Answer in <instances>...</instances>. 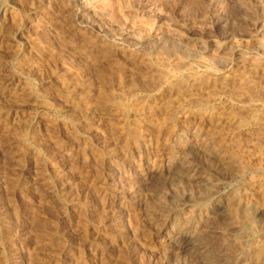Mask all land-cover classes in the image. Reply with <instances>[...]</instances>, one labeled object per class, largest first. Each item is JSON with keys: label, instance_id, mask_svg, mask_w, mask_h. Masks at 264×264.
<instances>
[{"label": "rangeland", "instance_id": "374dc122", "mask_svg": "<svg viewBox=\"0 0 264 264\" xmlns=\"http://www.w3.org/2000/svg\"><path fill=\"white\" fill-rule=\"evenodd\" d=\"M245 1L240 3V0H197V2L196 0H128L130 5L128 2L123 4L125 8L120 7L116 19L111 17L110 11L105 10L106 14L103 12L104 0L103 2L102 0H67L68 3L66 0H48L49 3L47 0H0V33H2L0 34V74L2 73L0 94L3 92L0 96V264L246 263L245 256L242 258V255H246L248 250L241 248L231 252L232 249H229L228 252L223 253L221 250L224 242L217 238V242L216 239L209 238L213 241L210 244L213 246L210 252L214 255L212 256L214 258L210 259L211 253L199 246L195 234L194 237L192 235L194 224H199L200 221L209 233L214 231L226 235L219 222L225 219L232 197L238 193L240 197L247 196L241 198V204L249 206L251 215L248 216L255 217L252 225L254 229L250 230L251 236H249L253 238L258 235L259 241H255L256 237L253 238L256 245L261 242L257 246H261L264 240L262 239L264 238V203L262 205L260 202H264V63L261 62L264 55L262 50H259L260 39L264 36V32L261 31H264V0H247L248 4ZM258 6L260 8L257 10ZM249 8L254 15L246 11ZM253 9H256L257 13ZM107 12L111 18L107 16ZM82 14H87V17L83 18ZM250 17H252L251 21ZM144 21L146 22L145 27L143 26L144 31L138 33L139 26ZM148 24L153 25L149 26L151 31L146 27ZM146 32L148 35L144 34ZM69 37L74 38L69 39ZM139 37H143L142 40ZM176 49H179L180 54L173 52ZM160 54L164 56L161 57ZM153 61L158 62L153 63ZM166 62L169 63L168 66ZM141 65L150 67L147 69L146 66ZM166 67L170 68L173 75L176 73L175 76L172 73L170 76L169 73L166 74L167 71L163 70ZM258 68L263 69L260 71ZM146 70L150 71L147 73ZM124 71H127L129 77ZM160 72H163L162 76H159ZM26 74L28 76H25ZM182 77L181 81L179 78ZM9 78L13 80L9 81ZM217 78L220 83L217 82ZM61 80L64 82L62 83ZM159 80L164 81H160V84ZM25 82L29 87H26ZM182 83L188 86H183ZM174 84L181 86L185 91L182 92V89ZM154 85L156 88H153ZM24 86L26 98L29 96L38 98L43 95L44 98L38 100L37 104L26 102L25 97H19L21 87ZM139 87L144 90H140ZM230 89L234 90L236 96L233 95L234 93L231 94L233 91ZM184 92H187L186 95ZM185 99L190 100L184 101ZM115 103L119 106L117 107ZM228 110L230 114L232 110L234 112L239 110L232 114L248 118L250 120L248 126L237 129L228 126L225 122L230 116L227 114ZM21 129L24 131L22 132ZM243 129L249 135L252 133L253 135L248 136ZM13 132L15 133L12 134ZM215 132L218 135H215ZM256 132L258 135H255ZM16 133L21 136L23 134L24 137L18 138ZM12 136L15 137L12 139ZM252 136L255 140L258 138V141H253ZM177 137L179 139H176ZM261 137L263 139H260ZM24 147L27 148L26 150L29 149L25 152L26 158H22ZM207 151L211 159L206 155ZM98 155L102 156V160ZM228 155H232L231 158L235 160L229 159L232 164L241 166L246 163L247 165L241 166L245 172L241 170L236 177L233 171L226 167ZM218 156L223 157L218 158ZM36 174L43 181L38 179ZM206 192L208 194L204 196ZM205 197L207 200L204 201ZM257 197L262 199L256 200ZM246 201L249 204L252 201L251 205ZM195 214L197 215L194 216ZM115 222H119L118 226L121 224V229L114 226ZM243 231L238 230L232 237L228 236L229 244L232 243L230 246L233 242L242 243L239 239L246 236ZM82 234L85 239L82 238ZM234 237H236L235 241ZM246 239L247 237L242 238L243 241ZM230 253L234 255L230 256Z\"/></svg>", "mask_w": 264, "mask_h": 264}, {"label": "bare ground", "instance_id": "6f19581e", "mask_svg": "<svg viewBox=\"0 0 264 264\" xmlns=\"http://www.w3.org/2000/svg\"><path fill=\"white\" fill-rule=\"evenodd\" d=\"M38 1H39V0H38ZM63 1H64V0H63ZM86 1H87V0H86ZM122 1H123L124 3H123ZM243 1H244V0H243ZM243 1L240 0V3H241V2L243 3ZM246 1H247V0H246ZM246 1H245V2H246ZM262 1H263V0H262ZM47 2H48V0H47ZM66 2H67V0H66ZM68 2H69V1H68ZM68 2H67V3H68ZM70 2H72V1H70ZM100 2H101V1H100ZM102 2H103V0H102ZM127 2H128V0H104V3H103V9H104V10H103V12H105V10L110 11V13H111V17L117 19L118 16H119V11H118V10H120V7L122 8V7L125 5V3H127ZM131 2H132V1H131ZM150 2H151V1H150ZM152 2H153V1H152ZM196 2H197V0H196ZM263 2H264V1H263ZM41 3H42V2H41ZM41 3H40V4H41ZM44 3H46V2H44ZM48 3H49V2H48ZM67 3L64 2L65 5H66ZM72 3H73V2H72ZM35 4H36V3H35ZM64 4H63V5H64ZM89 4H90V3H89ZM123 4H124V5H123ZM128 4L130 5L129 2H128ZM133 4H134V3H133ZM151 4H152V3H151ZM151 4H150V5H151ZM191 4H192V3H191ZM246 4H248V3L246 2ZM246 4H245V5H246ZM250 4H251V3H250ZM256 4H257V3H256ZM256 4H255V5H256ZM258 4H260V3H258ZM37 5H38V4H37ZM71 5H73V4H71ZM136 5H137V4H136ZM153 5H154V3H153ZM153 5H151V6L153 7ZM243 5H244V4H243ZM66 6H67V5H66ZM68 6H69V5H68ZM84 6H85V5H84ZM91 6H92V5H91ZM127 6H128V5H126V7H127ZM133 6H134V5H133ZM133 6H132V7H133ZM186 6H187V5H186ZM250 6H251V5H250ZM43 7H44V6H43ZM45 7H47V6H45ZM49 7H50V5H49ZM76 7H77V6H76ZM80 7H81V6H80ZM85 7H86V6H85ZM98 7H99V5H98ZM152 7H151V8H152ZM245 7H246V6H245ZM245 7H244V8H245ZM39 8L41 9V7H39ZM95 8H96V6H95ZM100 8H101V7H100ZM124 8H125V6H124ZM148 8H149V7H148ZM155 8H156V7H155ZM187 8H188V7H187ZM250 8H251V7H250ZM250 8H249V9H250ZM252 8H253V6H252ZM252 8H251V9H252ZM254 8H255V7H254ZM259 8H260V7L258 6L257 10H258ZM262 8H263V7H262ZM47 9H48V8H47ZM47 9H45V10H47ZM50 9H51V8H50ZM50 9H49V10H50ZM83 9H84V8H83ZM88 9H89V7H88ZM97 9H98V8H97ZM97 9H96V10H97ZM249 9L246 10V11H249L250 14H251V9H250V10H249ZM41 10H42V9H41ZM52 10H53V9H52ZM55 10H56V9H55ZM55 10H54V13H55ZM63 10H64V9H63ZM123 10H124V9H123ZM126 10H127V9H126ZM130 10H131V9H130ZM185 10H186V9H185ZM253 10H254V9H253ZM255 10H256V9H255ZM255 10H254V11H255ZM261 10H262V9H261ZM50 11H51V10H50ZM72 11H74V10H72ZM190 11H191V10H190ZM192 11H193V10H192ZM42 12H43V11H42ZM59 12H60V11H59ZM79 12H80V11H79ZM129 12H130V11H129ZM204 12H205V11H204ZM60 13H61V12H60ZM71 13H72V12H71ZM75 13H76V12H75ZM75 13H74V14H75ZM93 13H94V11H93ZM121 13H122V12H121ZM125 13H126V12H125ZM154 13H155V12H154ZM154 13H153V14H154ZM255 13H257V11H255ZM263 13H264V12H263ZM39 14H40V13H39ZM51 14H52V13H51ZM105 14H106V12H105ZM123 14H124V11H123ZM248 14H249V13H248ZM252 14L254 15L253 12H252ZM252 14H251V15H252ZM258 14H259V13H258ZM48 15H49V14H48ZM53 15H54V14H53ZM56 15H57V13H56ZM80 15H81V13H80ZM82 15H84L83 18H84V17H87V14H82ZM124 15H125V14H124ZM126 15L129 16L128 14H126ZM130 15H131V14H130ZM134 15H135V14H134ZM134 15H133V16H134ZM150 15H151V14H150ZM242 15H243V14H242ZM263 15H264V14H263ZM57 16H58V19H59V15H57ZM63 16H64V15H63ZM74 16H75V15H74ZM77 16H78V15H77ZM95 16H96V15H95ZM95 16H94V17H95ZM107 16H108V12H107ZM248 16H249V15H248ZM261 16H262V15H261ZM261 16H259V19H261V18H260ZM47 17H48V16H47ZM55 17H56V16H55ZM108 17H110V16H108ZM111 17H110V18H111ZM122 17H123V16H122ZM148 17H149V16H148ZM237 17H239V16H237ZM241 17H242V16H241ZM255 17H256V16H255ZM263 17H264V16H263ZM51 18H52V17H51ZM98 18H99V17H98ZM100 18H101V17H100ZM125 18H126V17H125ZM128 18H130V17H128ZM128 18H127V19H128ZM131 18H132V15H131ZM131 18H130V19H131ZM134 18L138 19V17H135V16H134ZM134 18H133V19H134ZM222 18H223V17H222ZM251 18H252V17H250V21H251ZM68 19H69V18H68ZM88 19H89V18H88ZM92 19H93V18H92ZM106 19L108 20V18H106ZM127 19H126V20H127ZM142 19H144V18H142ZM148 19H149V18H148ZM153 19H154V18H153ZM244 19H245V18H244ZM253 19L255 20L254 17H253ZM262 19H263V18H262ZM60 20H61V19H60ZM62 20H63V19H62ZM114 20H115V19H113V21H114ZM120 20H122L121 16H120ZM123 20H124V19H123ZM134 20H135V19H134ZM144 20H146V19H144ZM55 21H56V20H55ZM64 21H65V20H64ZM115 21H116V20H115ZM124 21H125V20H124ZM149 21H150V20H149ZM152 21H153V20H152ZM152 21H151V22H152ZM256 21H257V20H256ZM51 22H52V20H51ZM57 22H58V21H57ZM100 22H101V21H100ZM119 22H120V21H119ZM132 22H133V21H132ZM147 22H148V21H147ZM151 22H150V23H151ZM168 22H169V21H168ZM261 22H262V21H261ZM59 23H60V22H59ZM124 23H125V22H124ZM124 23H123V25H124ZM134 23H135V22H134ZM226 23H227V22H226ZM263 23H264V21H263ZM263 23H262V24H263ZM57 24H58V23H57ZM64 24H65V23H64ZM140 24H141V23H140ZM233 24H234V23H233ZM237 24H239V23L237 22ZM61 25H62V24H61ZM137 25H138V24H137ZM145 25H146V22L144 21V22L141 24L142 27L139 26L140 29H139V32H138V33H140L142 30L144 31L143 26L145 27ZM62 26H64V25H62ZM95 26H96V25H95ZM149 26H150V25L148 24L146 27L150 29V27H152L153 25L150 26V27H149ZM235 26H236V25H235ZM139 27H137V29H138ZM231 27H232V26H231ZM241 27H242V24H241ZM3 28H4V27H3ZM65 28H66V26H65ZM68 28L70 29V27H68ZM147 28H146V30H147ZM154 28H155V27H154ZM236 28H237V27H236ZM244 28H245V26H244ZM7 29H8V27H7ZM35 29H36V28H35ZM38 29H39V28H38ZM38 29H37V30H38ZM42 29H43V28H42ZM61 29H62V27H61ZM71 29H72V28H71ZM98 29H99V28H98ZM137 29H136V30H137ZM239 29H242V28H239ZM248 29H249V27H248ZM248 29H247V30H248ZM8 30H9V29H8ZM8 30H7V31H8ZM44 30H46V29H44ZM44 30H43V31H44ZM131 30H132V29H131ZM146 30H145V31H146ZM258 30H259V29H258ZM34 31H35V30H34ZM46 31H47V30H46ZM61 31H62V30H61ZM73 31H74V30H73ZM149 31H151V29H150ZM158 31H159V30H158ZM233 31H234V32L236 31L235 28H234ZM238 31H239V30H238ZM238 31H237V32H238ZM242 31H243V30H242ZM242 31H240V32H242ZM261 31H262V33L264 32L263 30H261ZM261 31H260V32H261ZM4 32H5V31H4ZM38 32H39V30H38ZM40 32H41V31H40ZM246 32H247V31H246ZM47 33H48V32H47ZM61 33H62V32H61ZM72 33H74V32H72ZM72 33H70V34H72ZM134 33H135V32H134ZM182 33H183V32H181V35H182ZM0 34H2V33H0ZM40 34H41V33H40ZM49 34H50V31H49ZM74 34H76V33H74ZM74 34H73V35H74ZM129 34H130V33H129ZM141 34H142V33H141ZM144 34H147V32L144 33ZM240 34H243V33H240ZM41 35H43V34H41ZM139 35H140V34H139ZM142 35H143V34H142ZM147 35H148V34H147ZM129 36H130V35H129ZM156 36H157V35H156ZM51 37H52V36H51ZM51 37H49V38L51 39ZM144 37H145V36H144ZM2 38H3V37H2ZM65 38H66V37H65ZM70 38H74V37H69V39H70ZM131 38H132V37H131ZM133 38H134V37H133ZM135 38H136V37H135ZM142 38H143V37H142ZM142 38L139 37V39H141V40H142ZM243 38H244V37H243ZM0 39H1V38H0ZM158 39H159V38H158ZM236 39H237V38H236ZM71 40H72V39H71ZM71 40H70V41H71ZM88 40H89V38H88ZM141 40H140V41H141ZM147 40H148V38H147ZM159 40H160V39H159ZM233 40H234V39H233ZM0 41H1V40H0ZM3 41H4V40H3ZM51 41H52V40H51ZM89 41H90V40H89ZM145 41H146V39H145ZM161 41H162V40H161ZM167 41H168V40H167ZM49 42H50V41H49ZM64 42H65V41H64ZM141 42H142V41H141ZM72 43H73V42H72ZM76 43H77V42H76ZM92 43H93V42H92ZM65 44H66V43H65ZM69 44H70V43H69ZM77 44H78V43H77ZM144 44H145V43H144ZM150 44H151V42H150ZM158 44H159V43H158ZM241 44H242V43H241ZM90 45L92 46L93 44H90ZM156 45H157V44H156ZM1 46H2V45H1ZM80 46H81V45H80ZM88 46H89V43H88ZM146 46H147V45H146ZM150 46H151V45H150ZM11 47H12V46H11ZM14 47H15V46H14ZM70 47H71V45H70ZM76 47H77V46H76ZM82 47H83V46H82ZM86 47H87V45H86ZM71 48H72V47H71ZM79 48H80V47H79ZM114 48H115V47H114ZM169 48H170V47H169ZM228 48H229V47H228ZM74 49H75V48H74ZM94 49H95V47L93 48V50H94ZM146 49H147V48H146ZM149 49H151V48H149ZM155 49H156V48H155ZM161 49H163V47H162ZM174 49H175V48H174ZM180 49H181V48H180ZM260 49L262 50L263 55H264V36H262V38L260 39V42H259V50H260ZM14 50H15V48H14ZM56 50H57V49H56ZM76 50H77V48H76ZM102 50H103V49H102ZM159 50H160V49H159ZM159 50H158V51H159ZM171 50H172V49H171ZM171 50H170V51H171ZM185 50H186V49H185ZM0 51H1V49H0ZM10 51H11V50H10ZM12 51H13V50H12ZM15 51H16V50H15ZM36 51H37V50H36ZM58 51H59V50H58ZM103 51H105V50H103ZM110 51H111V50H109V52H110ZM151 51H152V49H151ZM16 52H17V51H16ZM16 52H15V54H14L15 56L17 55ZM49 52H50V51H49ZM76 52H77V51H76ZM94 52H95V51H94ZM145 52H146V51H145ZM168 52H169V50H168ZM173 52H177V53H179V49H178V50L176 49V50L173 51ZM258 52H259V51H258ZM10 53H11V52H10ZM10 53H9V54H10ZM88 53H89V51H88ZM99 53H100V52H99ZM99 53H98V54H99ZM110 53H113V52H110ZM135 53H136V52H135ZM170 53H171V52H170ZM181 53H182V52H181ZM183 53L185 54V52H183ZM189 53H190V52H189ZM25 54H26V53H25ZM100 54H101V53H100ZM108 54H109V53H108ZM108 54H107V55H108ZM156 54H157V53H154V55H156ZM166 54H167V53H166ZM173 54L175 55V53H173ZM179 54H180V53H179ZM73 55H74V54H73ZM89 55H90V54H89ZM101 55H102V54H101ZM160 55H161V54H160ZM160 55H158V58H160V57H159ZM162 55H163V54H162ZM162 55H161V57H162ZM167 55H168V54H167ZM169 55H170V54H169ZM171 55H172V54H171ZM174 55H173V56H174ZM176 55H177V54H176ZM176 55H175V56H176ZM188 55H190V54H188ZM9 56H11V55H9ZM95 56H96V55H95ZM104 56H105V54H104ZM149 56H151V54H150ZM163 56H164V55H163ZM173 56H172V57H173ZM185 56H186V55H185ZM225 56H226V55H225ZM246 56H247V55H246ZM12 57H13V55H12ZM98 57H99V56L97 55V59H98ZM111 57H112V56H111ZM114 57H115V56H114ZM153 57H154V56H153ZM169 57H170V56H169ZM178 57H179V56H178ZM192 57H193V56H192ZM214 57H215V55H214ZM214 57H212V58H214ZM3 58H4V57H3ZM5 58H6V55H5ZM64 58H65V57H64ZM64 58H63V59H64ZM66 58H67V57H66ZM76 58H77V57H76ZM129 58H130V57H129ZM129 58H127V59H129ZM149 58H150V57H149ZM256 58H257V57H256ZM111 59H112V58H111ZM131 59H132V58H131ZM153 59H155V57H154ZM164 59H165V57H164ZM169 59H170V58H169ZM173 59H174V58H173ZM210 59H211V58H210ZM210 59H209L208 61H210ZM0 60H1V57H0ZM5 60H6V59H5ZM95 60H96V59H95ZM106 60H107V59H105V61H106ZM108 60H109V59H108ZM113 60H115V59H113ZM137 60H138V59H137ZM140 60H141V59H140ZM143 60H144V58H142V61H143ZM151 60H152V56H151ZM214 60H215V58H214ZM262 60H263V61H262ZM262 60H261V62L264 63V58H263V57H262ZM3 61H4V60H3ZM9 61H10V60H9ZM17 61H18V60H17ZM68 61H69V60H68ZM102 61H104V60L102 59ZM109 61H110V60H109ZM128 61H129V60H128ZM158 61H159V60H158ZM158 61H157V62H158ZM189 61H190V60H189ZM218 61H219V60H218ZM21 62H22V61H21ZM71 62H72V61H71ZM111 62H112V60H111ZM111 62H110V64H111ZM132 62H133V61H132ZM135 62H136V60H135ZM149 62H150V61H149ZM154 62H156V61H153V63H154ZM157 62H156V63H157ZM159 62H160V61H159ZM167 62H168V61H167ZM167 62H166V63H167ZM169 62H170V61H169ZM216 62H217V61H216ZM19 63H20V62H19ZM19 63H18V64H19ZM64 63H65V62H64ZM98 63H100V60H99ZM108 63H109V62H108ZM112 63H113V62H112ZM114 63H115V61H114ZM125 63H126V62H125ZM129 63H131V62L129 61ZM129 63H127V64H129ZM138 63H139V62H138ZM142 63H143V62H142ZM162 63L164 64V62H162ZM178 63H179V62H178ZM195 63H196V62H195ZM204 63H205V61H204ZM210 63H211V62H210ZM213 63H214V62H213ZM226 63H227V62H226ZM2 64H3V63H2ZM18 64H17V66H18ZM24 64H25V63H24ZM90 64H91V63H90ZM110 64H108V65H110ZM144 64H145V63H144ZM159 64H160V63H159ZM159 64H157V65H159ZM168 64H169V63H167V66H168ZM174 64H175V63H174ZM200 64H201V63H200ZM260 64H261V63H260ZM21 65H22V64L20 63V66H21ZM105 65H106V64H105ZM116 65L118 66L119 63L116 64ZM120 65H121V64H120ZM148 65H149V64H148ZM153 65H154V64H153ZM165 65H166V64H165ZM165 65H164V66H165ZM198 65H199V64H198ZM202 65H203V64H202ZM65 66H66V64H65ZM76 66H77V65H76ZM98 66H99V65H98ZM98 66H97V68H98ZM131 66H134V65L131 64ZM141 66L144 67V66H146V65H141ZM151 66H152V63H151ZM169 66H170V65H169ZM173 66H174V65L172 64V67H173ZM195 66H196V65H195ZM212 66H213V65H212ZM215 66H217V65H215ZM219 66H220V64H219ZM2 67H3V66H2ZM5 67H7V66H5ZM71 67H72V66H71ZM139 67H140V66H139ZM146 67H147V66H146ZM149 67H150V66H149ZM149 67H147V69H149ZM153 67H155V66H153ZM153 67H152V68H153ZM157 67H158V66H157ZM159 67H160V65H159ZM159 67H158V68H159ZM172 67H171V69H172ZM176 67H178V66L176 65ZM180 67H181V66H180ZM182 67L184 68V66H182ZM185 67H186V66H185ZM187 67H188V66H187ZM213 67H214V66H213ZM256 67H257V66H256ZM0 68H1V67H0ZM18 68H19V67H18ZM99 68H101V66H99ZM99 68H98V69H99ZM114 68H115V67H114ZM158 68H157V69H158ZM190 68H191V67H190ZM214 68L218 69V67H214ZM5 69H6V68H5ZM7 69H8V68H7ZM22 69H23V68H22ZM103 69H104V68H103ZM105 69H106V68H105ZM117 69H118V68H116V70H117ZM120 69H121V68H120ZM136 69H137V68H136ZM142 69H143V68H142ZM142 69H141V70H142ZM175 69H176V68H175ZM177 69H181V68H177ZM248 69H249V68H248ZM248 69H247V70H248ZM262 69H263V68H262ZM262 69H261V70H262ZM47 70H48V69H47ZM123 70H124V69H123ZM137 70H138V69H137ZM153 70H155V69L153 68ZM153 70H151V71H153ZM163 70H165L164 72L167 71L166 74L169 73V76H170V73H172V71L170 70L169 67H166V68L163 69ZM173 70H174V69H173ZM199 70H201V69H199ZM258 70H260V69L258 68ZM261 70H260V71H261ZM108 71H110V70H108ZM120 71H121V70H120ZM138 71H139V70H138ZM143 71H144V70H143ZM149 71H150V70H148V71L146 70L145 72L148 73ZM160 71H161V70H160ZM179 71H180V70H179ZM191 71H192V70H191ZM215 71H216V70H215ZM253 71H254V70H253ZM253 71H251V72H253ZM100 72H102V71H100ZM113 72H114V70H113ZM118 72H119V71H118ZM118 72H117V73H118ZM124 72H125V71H124ZM126 72H127V71H126ZM126 72H125V74H126ZM134 72H135V71H134ZM134 72H133V73H134ZM140 72H141V71H140ZM154 72H156V71H154ZM177 72H178V71H177ZM9 73H10V72H9ZM69 73H70V72H69ZM107 73H108V72H107ZM121 73H122V72H121ZM137 73H138V72H137ZM160 73H161V75H159V76H162V75H163V74H162L163 72H160ZM179 73H180V72H179ZM185 73H186V72H185ZM187 73H188V72H187ZM191 73H192V72H191ZM1 74H2V73H1ZM1 74H0V75H1ZM28 74H29V72H28ZM83 74H84V73H83ZM103 74H105V73H103ZM114 74H115V73H113V75H114ZM118 74H119V73H118ZM123 74H124V73H123ZM123 74H122V75H123ZM155 74H156V73H155ZM158 74H159V72H158ZM166 74H165V75H166ZM175 74H176V73H175ZM175 74L173 75V73H172L173 76H175ZM181 74H182V73H181ZM194 74H195V73H194ZM194 74H193V76H194ZM246 74H247V73H246ZM249 74H250V73H249ZM100 75H101V74H100ZM126 75H127V74H126ZM134 75H135V74H134ZM136 75H137V74H136ZM136 75H135V76H136ZM140 75H142V74H140ZM145 75H146V77H147V74H146V73H145ZM148 75H149V74H148ZM151 75H152V73H151ZM153 75H154V74H153ZM156 75H157V74H156ZM156 75H155V77H156ZM182 75H183V74H182ZM186 75H188V74H186ZM1 76H2V75H1ZM12 76H13V75H12ZM25 76H28V75L26 74ZM29 76H30V75H29ZM52 76H53V75H52ZM52 76H51V78H52ZM119 76L121 77V74H120ZM119 76H118V79H119ZM124 76H125V75H124ZM127 76H128V75H127ZM137 76H138V75H137ZM183 76H184V75H183ZM241 76H242V75H241ZM31 77H32V76H31ZM31 77H30V78H31ZM112 77H113V76H112ZM112 77H111V78H112ZM125 77H126V76H125ZM128 77H129V76H128ZM131 77H132V76H131ZM149 77H150V76H149ZM149 77H148V78H149ZM151 77H152V76H151ZM157 77H158V75H157ZM164 77H165V76H164ZM207 77H208V76H207ZM2 78H3V77H2ZM27 78H28V77H27ZM38 78H39V77H38ZM111 78H110V79H111ZM122 78H124V77L122 76ZM141 78H142V76H141ZM159 78H160V77H159ZM162 78H163V77H162ZM185 78H186V77H185ZM187 78H188V77H187ZM4 79H5V78H4ZM10 79H11V78H9V81H10ZM80 79H81V78H80ZM106 79H107V77H106ZM108 79H109V78H108ZM114 79H115V78H114ZM118 79H116V81H117ZM126 79H127V78H126ZM133 79H134V78H133ZM166 79H167V77H166ZM166 79H165V80H166ZM174 79H175V77H174ZM174 79H173V80H174ZM179 79H181V81H182L183 77H182V78H179ZM206 79H207V78H206ZM214 79H215V78H214ZM251 79H252V78H251ZM11 80H13V79H11ZM33 80H34V79H33ZM84 80H85V79H84ZM98 80H100V79H98ZM127 80H128V79H127ZM142 80H143V79H142ZM156 80H157V78H156ZM156 80H154V81H156ZM161 80H162V79H161ZM161 80H159V82H160ZM188 80H189V79H188ZM204 80H205V79H204ZM6 81H7V80H6ZM28 81H29V80H27V83H28ZM41 81H42V80H41ZM56 81H58V79H56ZM86 81H87V79H86ZM106 81H107V80H106ZM111 81H112V80H111ZM111 81H110V82H111ZM154 81H153V82H154ZM163 81H164V80H163ZM163 81H161V82H163ZM186 81H187V80H186ZM190 81L192 82V80H190ZM193 81H194V80H193ZM198 81H200V80H198ZM212 81H213V80H212ZM218 81H219V79L217 78V82H218ZM255 81H256V80H255ZM61 82H62V80H61ZM63 82H64V81H63ZM63 82H62V83H63ZM67 82H68V81H67ZM87 82H88V81H87ZM110 82H109V83H110ZM114 82H115V81H114ZM122 82H123V80H122ZM125 82L127 83V81H125ZM125 82H124V83H125ZM132 82H133V81H132ZM151 82H152V81H151ZM161 82H160V84H161ZM167 82H168V81H167ZM178 82L180 83V81H178ZM183 82H184V81H183ZM191 82H190L189 85H191ZM220 82H221V81H219V83H220ZM248 82H249V81H248ZM248 82H246V83H248ZM250 82H251V81H250ZM14 83H15V82H14ZM25 83H26V82H25ZM25 83H24V84H25ZM27 83H26V87H29V86H27ZM46 83H47V82H46ZM53 83H54V82H53ZM59 83H60V82H59ZM105 83H106V82H105ZM111 83H112V82H111ZM118 83H119V82H118ZM207 83H208V82H207ZM212 83H213V82H212ZM222 83H223V82H222ZM227 83H228V82H227ZM227 83H226V84H227ZM31 84H32V83H31ZM56 84H57V82H56ZM56 84H55V85H56ZM107 84H108V83H107ZM121 84H122V83H121ZM130 84H131V82H130ZM136 84H137V82H136ZM175 84H176V83H175ZM175 84H174V85H175ZM187 84H188V82H187ZM187 84H186V83H185V84L182 83L183 86H184V85H187ZM193 84H194V83H193ZM204 84H205V83H204ZM217 84H218V83H217ZM217 84H216V85H217ZM228 84H231V82L228 83ZM228 84H227V85H228ZM239 84H240V83H239ZM239 84H238V85H239ZM18 85H19V84H18ZM28 85H29V84H28ZM58 85H59V84H58ZM60 85H61V84H60ZM101 85H102V84H101ZM109 85H111V84H109ZM125 85H127V84H125ZM144 85H145V84H144ZM150 85H151V84H150ZM150 85H148V86H150ZM158 85H159V84H158ZM179 85H180V84H179ZM208 85H209V84H208ZM210 85L212 86V84H210ZM221 85H223V84H221ZM231 85H233V84H231ZM241 85H242V84H241ZM244 85H245V83H244ZM253 85L255 86L254 83H253ZM51 86H52V85H51ZM56 86H57V85H56ZM69 86H70V85H69ZM132 86H133V85H132ZM154 86H155V85H154ZM154 86H153V88H156V86H155V87H154ZM171 86H172V85H171ZM175 86H176V85H175ZM187 86H188V85H187ZM218 86H220V85L218 84ZM218 86H216V87L218 88ZM234 86H235V85H234ZM234 86H233V87H234ZM242 86H243V85H242ZM249 86L251 87V85H249ZM9 87H10V86H9ZM48 87H50V86H48ZM58 87L60 88V86H58ZM65 87H66V86H65ZM100 87H101V86H100ZM136 87H138V85H137ZM144 87H145V86H144ZM150 87H151V86H150ZM157 87H158V86H157ZM176 87H177V88L180 87V88L182 89L181 86H176ZM229 87H230V86H229ZM237 87H238V86H237ZM247 87H248V86H247ZM1 88H2V87H1ZM3 88H4V87H3ZM21 88H22V89H21V92L19 93V97H20V98H23V97L26 96V91H25L26 89H25V86H24V87H21ZM61 88H62V87H61ZM147 88H149V87H147ZM151 88H152V87H151ZM151 88H150L149 91L152 90ZM177 88H176V89H177ZM184 88H185V87H184ZM190 88H191V87H190ZM190 88H189V90H190ZM209 88H210V87H209ZM209 88H208V89H209ZM214 88H215V87H214ZM223 88L225 89V87H223ZM242 88H243V87H242ZM32 89H33V88H32ZM101 89H102V88H101ZM101 89H100V91H101ZM104 89H106V88H104ZM104 89H103V90H104ZM111 89H112V88H111ZM136 89H137V88H136ZM139 89H140V87H139ZM141 89H143V88H141ZM141 89H140V90H141ZM176 89H174V90H175V93H176ZM186 89H187V88H186ZM219 89H220V87H219ZM227 89H228V87H227ZM233 89H234V88H233ZM233 89H232V90L230 89V91H233V92H231V94L234 93V90H235V89H234V90H233ZM246 89H247V88H246ZM1 90H2V89H1ZM3 90H4V89H3ZM106 90H107V89H106ZM106 90H105V91H106ZM117 90H118V89H117ZM126 90H127V89H126ZM143 90H144V89H143ZM147 90H148V89H147ZM167 90H168V88H167ZM183 90H184V89H182L181 91L183 92ZM203 90H204V89H203ZM216 90H217V89H216ZM239 90H240V89H239ZM242 90H243V89H242ZM247 90H249V88H248ZM27 91H28V89H27ZM29 91H31V90H29ZM29 91H28V92H29ZM47 91H48V90H47ZM70 91H71V90H70ZM184 91H185V90H184ZM209 91H210V90H209ZM217 91H218V90H217ZM240 91H241V90H240ZM240 91H239V93H240ZM252 91H253V90H252ZM51 92H53V91H51ZM55 92H56V91H55ZM62 92H63V91H62ZM103 92H104V91H103ZM106 92H107V91H106ZM108 92H109V91H108ZM225 92H226V91H225ZM236 92H237V91H236ZM2 93H3V92H2ZM2 93H1V94H2ZM4 93H5V92H4ZM29 93H32V92H29ZM40 93H41V92H40ZM43 93L45 94V91H43ZM53 93H54V92H53ZM112 93H113V92H112ZM159 93H160V92H159ZM168 93H169V92H168ZM170 93H171V91H170ZM175 93H174V94H175ZM180 93H181V92H180ZM186 93H187V92H186ZM186 93L184 92L185 95H186ZM212 93H213V91H212ZM219 93H220V91H219ZM222 93H223V92H222ZM226 93H227V92H226ZM245 93H246V92H245ZM1 94H0V96H1ZM38 94H39V93H37V95H38ZM65 94H66V93H65ZM98 94L101 95L100 93H98ZM109 94H110V93H109ZM136 94H137V93H136ZM136 94H135V95H136ZM165 94H166V93H165ZM172 94H173V92H172ZM177 94H178V93H177ZM177 94H176V95H177ZM184 94H183V95H184ZM208 94H210V93H208ZM216 94H217V93H216ZM229 94H230V93H229ZM30 95H31V94H30ZM41 95H42V94H41ZM46 95H47V94H46ZM46 95H45V97L48 98V96H46ZM102 95H103V94H102ZM181 95H182V93H181ZM226 95H227V94H226ZM233 95L236 96V93H234ZM21 96H22V97H21ZM43 96H44V95H43ZM43 96H38V98L35 97V96H34L35 98L32 97V96H29V97H27V98L25 97L24 100H25L26 102L29 101V103H31V102H36V104H37V101H38V100L40 101L41 98H44ZM56 96H57V95H56ZM64 96H65V95H64ZM178 96H179V94H178ZM198 96H199V95H198ZM206 96H208V95H206ZM221 96H222V95H221ZM228 96H229V95H228ZM14 97H15V96H14ZM14 97H12V98H14ZM16 97H17V96H16ZM97 97H98V95H97ZM105 97H106V96L104 95V98H105ZM107 97H108V96H107ZM168 97H169V96H168ZM170 97H171V96H170ZM183 97H184V96H182V98H183ZM223 97H224V96H223ZM239 97H240V96H239ZM241 97H242V96H241ZM241 97H240V98H241ZM248 97H249V96H248ZM66 98H67V97H66ZM114 98H115V97H113V99H114ZM180 98H181V97H180ZM189 98H190V97H189ZM230 98H231V96H230ZM4 99H5V98H4ZM45 99H46V98H45ZM115 99H116V98H115ZM144 99H145V98H144ZM150 99H151V98H150ZM191 99H192V97H191ZM208 99H210L209 96H208ZM213 99H215V98H213ZM219 99H221V98H219ZM225 99H226V98H225ZM17 100H18V99H17ZM21 100H23V99H21ZM104 100H105V99H104ZM137 100H138V99H137ZM187 100H188V99H187ZM187 100L185 99L184 101H187ZM189 100H190V99H189ZM189 100H188V101H189ZM245 100H246V99H245ZM49 101H50V100H49ZM102 101H103V100H102ZM110 101H112V99H111ZM120 101H121V100H120ZM205 101H206V100H205ZM208 101H209V100H208ZM212 101H214V100H212ZM228 101H229V100H228ZM256 101H257V100H256ZM256 101H254V102H256ZM2 102H3V101H2ZM144 102H145V101H144ZM195 102H196V101H195ZM198 102H199V101H198ZM202 102H203V100H202ZM216 102H217V101H216ZM222 102H224V101H222ZM247 102H248V101H247ZM251 102H252V101H251ZM251 102H250V103H251ZM15 103H16V102H15ZM47 103H48V102H47ZM106 103H108V102H106ZM139 103H140V102H139ZM170 103H172V102H170ZM170 103H169V104H170ZM189 103H190V102H189ZM191 103H192V102H191ZM199 103H201V102H199ZM204 103H205V102H204ZM220 103H221V102H220ZM228 103H229V102H228ZM233 103H234V102H233ZM235 103H236V102H235ZM258 103H259V102H258ZM24 104H25V103H24ZM115 104H116V103H115ZM117 104H118V103H117ZM117 104H116V105H117ZM119 104L122 106L121 103H119ZM149 104H150V103H149ZM192 104H193V103H192ZM197 104H198V103H197ZM212 104H213V102H212ZM218 104H219V103H218ZM226 104H227V101H226ZM195 105H196V104H195ZM200 105H201V104H200ZM204 105H206V103H205ZM207 105H208V102H207ZM222 105H223V104H222ZM224 105H225V104H224ZM233 105H234V104H233ZM43 106H44V105H43ZM106 106H107V105H106ZM112 106H114V104H113ZM118 106H119V105H117V107H118ZM124 106H125V105H124ZM214 106H215V103H214ZM214 106H213V107H214ZM228 106H229V104H228ZM238 106H239V105H238ZM14 107H15V105H14ZM143 107H144V106H143ZM168 107H170V106H168ZM202 107H203V106H202ZM219 107H220V105H219ZM219 107L217 106L218 109H219ZM223 107H224V106H223ZM194 108H195V107H194ZM217 108H216V109H217ZM225 108H226V107H225ZM225 108H224V109H225ZM233 108H234V107H233ZM246 108H247V107H246ZM252 108H253V106H252ZM199 109H200V107H199ZM202 109H203V108H202ZM204 109H205V108H204ZM218 109H217V110H218ZM221 109H222V108L220 107L219 110H221ZM231 109H232V107H231ZM130 110H132V109H130ZM130 110H129V111H130ZM211 110H212V109H211ZM217 110H216V112H217ZM226 110H227V109H226ZM250 110H251V109H250ZM238 111H239V110H237V111L235 110V112H238ZM247 111H249V110H247ZM251 111H254V110H251ZM255 111H256V110H255ZM201 112H202V111H201ZM219 112H220V111H218V113H219ZM232 112H234V111L232 110ZM232 112H231V114H230L229 110H228V113L225 112V113H227V114L230 115V116H228V117L225 119V122L228 124V126H231V127L234 128V129H237V128H240V127H246V126H248V120H249L248 118H243L242 116L240 117L238 114H232ZM235 112H234V113H235ZM240 112H241V110H240ZM249 112H250V111H249ZM130 113H131V112H130ZM135 113H136V111H135ZM218 113H217V114H218ZM242 113H243V112H242ZM260 113H261V112H260ZM21 114H22V113H21ZM201 114H202V113H201ZM210 114H211V113H210ZM221 114H222V113H221ZM221 114H220V115H221ZM223 114H224V113H223ZM239 114L242 115L241 113H239ZM256 115H258V114H256ZM8 116H9V115H8ZM68 116H69V115H68ZM200 116H201V115H200ZM212 116H213V115H212ZM214 116H215V115H214ZM216 116H218V115H216ZM222 116H223V115H222ZM245 116H246V115H245ZM248 116H249V115H248ZM21 117H22V116H21ZM23 117H24V116H23ZM206 117H207V116H206ZM206 117H205V118H206ZM210 117H211V116H210ZM219 117H220V116H219ZM246 117H247V116H246ZM198 118L201 119V117H198ZM214 118H215V117H214ZM223 118H225V116H224ZM8 119H9V118H8ZM210 119H212V118H210ZM215 119H217V118H215ZM215 119H214V120H215ZM251 119H252V118H251ZM137 120H138V119H137ZM208 120H209V119H207V121H208ZM212 120H213V119H212ZM221 120H222V119H221ZM223 120H224V119H223ZM255 120H256V119H255ZM260 120H262V119L260 118ZM6 121H7V120H6ZM157 121H158V120H157ZM174 121H175V120H174ZM216 121H218V120H216ZM249 121H250V120H249ZM256 121L258 122V120H256ZM2 122H5V121H2ZM123 122H124V121H123ZM126 122H127V121H126ZM162 122H163V121H162ZM170 122H172V121H170ZM259 122H261V121H259ZM10 123H11V122H10ZM69 123H70V122H69ZM254 123H256V122H254ZM254 123H253V124H254ZM8 124H9V123H8ZM23 124H24V123H23ZM131 124H133V123H131ZM218 124H219V122H218ZM249 124H250V122H249ZM253 124H252V125H253ZM215 125H216V124H215ZM225 125H226V124H225ZM252 125H250V126H252ZM254 125H257V124H254ZM9 126H10V125H9ZM129 126H130V125H129ZM133 126H134V125H133ZM138 126H139V125H138ZM165 126H166V125H165ZM220 126H221V124H220ZM257 126H259V125H257ZM5 127H6V125H5ZM22 127H23V126H22ZM24 127H26V126H24ZM113 127H114V126H113ZM167 127H168V126H167ZM224 127H225V126H224ZM2 128H4V127H2ZM6 128H8V127H6ZM16 128H18V126H17ZM26 128H27V127H26ZM117 128H118V127H117ZM222 128H223V127H222ZM251 128H252V127H251ZM258 128H259V127H258ZM8 129H9V128H8ZM8 129H7V131H9ZM139 129H140V128H139ZM223 129H224V128H223ZM223 129H222V130H223ZM245 129H246V128H245ZM245 129H243V130L246 132ZM248 129H249V128H248ZM4 130H5V129H4ZM14 130H15V129H13V131H14ZM16 130H17V129H16ZM26 130H27V129H26ZM170 130H171V129H170ZM170 130H169V131H170ZM261 130H262V129H261ZM261 130H260V131H261ZM18 131H19V130H18ZM21 131H22V129H21ZM23 131H24V130H23ZM23 131H22V132H23ZM161 131H162V130H161ZM172 131H173V130H172ZM198 131H199V130H198ZM230 131H231V130H230ZM2 132H3V131H2ZM4 132H5V131H4ZM11 132H12V131H11ZM194 132H195V131H194ZM196 132H197V131H196ZM245 132H244L243 134H245ZM254 132H255V131H254ZM6 133H7V132H6ZM6 133H5V134H6ZM14 133H15V132H13L12 134H14ZM172 133H173V132H172ZM172 133H171V134H172ZM201 133H202V132H201ZM216 133H217V132H215V135H218V133H217V134H216ZM246 133H247V132H246ZM256 133H257V132H256ZM259 133H260V132H259ZM262 133H263V132H262ZM262 133H261V134H262ZM27 134H28V133H27ZM90 134H91V133H90ZM90 134H89V135H90ZM134 134H135V133H134ZM167 134H168V133H167ZM169 134H170V133H169ZM197 134H198V133H197ZM243 134H242V135H243ZM254 134H255V133H254ZM9 135H10V134H9ZM24 135H25V133H24ZM130 135H131V134H130ZM132 135H133V134H132ZM202 135H204V134H202ZM210 135H211V134H210ZM215 135H214V136H215ZM238 135H239V133H238ZM247 135H248V136H251V135H253V133H252L251 135H249V134L247 133ZM247 135H246V136H247ZM255 135H258V133L255 134ZM5 136H6V135H5ZM16 136H17L18 138H19V137H24L23 134H22V136H21L20 134H17V133H16ZM133 136H134V135H133ZM137 136H138V135H136V137H137ZM170 136H171V135H170ZM170 136H169V138H170ZM176 136H177V135H176ZM180 136H181V135H180ZM191 136H192V135H191ZM6 137H7V136H6ZM13 137H15V136H12L11 138L13 139ZM128 137H129V135H128ZM128 137H127V138H128ZM136 137H135V138H136ZM166 137H167V136H166ZM242 137H243V136H241V138H242ZM252 137H253V141H254V140H255V139H254V136H252ZM25 138H26V137H25ZM130 138H132V137H130ZM137 138H138V137H137ZM172 138H173V137H172ZM220 138H221V137H220ZM241 138H240V139H241ZM138 139H139V138H138ZM176 139H179V138L177 137ZM199 139H200V138H199ZM201 139H202V138H201ZM218 139H219V138H218ZM243 139H244V141H246L245 138H243ZM257 139H258V138H257ZM257 139H256V140H257ZM260 139H263V137H261ZM260 139H259V140H260ZM134 140H135V139H134ZM169 140H170V139H169ZM220 140H221V139H220ZM256 140H255V141H256ZM8 141H9V140H8ZM16 141H17V140H16ZM135 141H137V140H135ZM257 141H258V140H257ZM17 142H18V141H17ZM36 142H37V141H36ZM133 142H134V141H133ZM222 142H223V141H222ZM228 142H229V141H228ZM260 142L262 143V140H261ZM263 142H264V141H263ZM177 143H178V142H177ZM209 143H210V142H209ZM209 143H208V144H209ZM212 143H213V142H212ZM220 143H221V142H220ZM230 143H231V142H230ZM239 143H240V142H239ZM18 144H19V143H18ZM24 144H25V143H24ZM27 144H28V143H27ZM254 144L257 145V143H254ZM19 145H20V144H19ZM210 145H211V144H210ZM214 145H215V144H214ZM221 145H223V144H221ZM232 145H233V144H232ZM16 146H17V145H16ZM22 146H23V145H22ZM33 146H34V145H33ZM100 146H101V145H100ZM204 146H205V145H204ZM225 146H226V145H225ZM227 146H228V145H227ZM227 146H226V147H227ZM234 146H235V145H234ZM260 146H261V145H260ZM19 147H20V146H19ZM25 147H26V146H25ZM25 147H24V148H25ZM106 147H107V146H106ZM108 147H109V146H108ZM214 147H215V146H214ZM216 147H217V146H216ZM216 147H215V148H216ZM257 147H258V146H257ZM101 148H103V147H101ZM109 148H110V147H109ZM210 148H211V147H210ZM212 148H213V147H212ZM215 148H214V149H215ZM26 149H27V148H25V150H23V148H22V158H26V157H27V155L25 154V152L28 151L29 149H28V150H26ZM55 149H56V148H55ZM110 149H111V148H110ZM121 149H122V148H121ZM206 149H207V148H206ZM208 149H209V148H208ZM214 149H213V150H214ZM227 149H229V147H228ZM250 149H251V148H250ZM259 149H260V148H259ZM261 149H262V147H261ZM17 150H18V149H17ZM17 150H16V151H17ZM99 150H100V149H99ZM102 150H103V149H102ZM107 150H108V149H107ZM16 151H15V155H16ZM19 151H20V150H19ZM19 151H18V152H19ZM116 151H117V150H116ZM230 151H231V150H230ZM235 151H236V150H235ZM30 152H31V151H30ZM101 152H102V151H101ZM101 152H100V153H101ZM107 152H108V151H107ZM107 152H106V153H107ZM209 152L211 153V149H210ZM212 152H213V151H212ZM102 153H103V152H102ZM109 153H110V152H109ZM205 153H206V152H205ZM210 153H208V151H207L206 155L211 159L212 157H211ZM217 153H218V152H217ZM235 153H237V152H235ZM255 153H256V152H255ZM261 153H262V151H261ZM263 153H264V152H263ZM19 154H20V153H19ZM200 154H201V153H200ZM92 155H93V154H92ZM100 155H101V154H100ZM100 155H98V156H99V159H101V157H102V156L100 157ZM105 155H106V154H105ZM109 155H111V154H109ZM214 155H216V154H214ZM255 155H257V153H256ZM263 155H264V154H263ZM5 156H6V155H5ZM30 156H32V155H30ZM231 156H232V155H228V158H227V159H228V160H227V163H228V164H226V167L228 166V167L233 171V174H235V176L237 177V175H238L239 173H241L240 171L243 170L241 166H243V165L246 164V163L242 164L241 166H238V164L236 165V163L232 164V163L230 162V160H229V159L231 158ZM238 156H239V155H238ZM259 156H260V155H259ZM19 157H21V156H19ZM63 157H64V156H63ZM93 157H94V155H93ZM104 157H105V156H104ZM111 157H112V155H111ZM216 157H217V155H216ZM220 157H221V156H218V158H220ZM222 157H223V156H222ZM222 157H221V158H222ZM241 157H242V156H241ZM257 157H258V156H257ZM260 157H261V156H260ZM14 158H15V157H14ZM224 158H226V157H224ZM237 158H238V157H237ZM237 158H236V159H237ZM258 158H259V157H258ZM258 158H257V159H258ZM97 159H98V158H97ZM215 159H216V158H215ZM259 159H260V158H259ZM18 160H19V158H18ZM29 160H30V159H29ZM101 160H102V159H101ZM106 160H107V159H106ZM199 160H200V159H199ZM220 160H221V159H220ZM225 160H226V159H225ZM231 160H234V158L232 157ZM263 160H264V159H263ZM21 161H22V160H21ZM21 161H20V162H21ZM34 161H35V160H34ZM214 161H215V160H214ZM222 161H223V160H222ZM222 161H221V162H222ZM234 161H235V160H234ZM238 161H239V160H238ZM4 162H5V161H4ZM35 162H36V161H35ZM254 162H255V161H254ZM36 163H37V162H36ZM99 163H100V162H99ZM211 163H212V162H211ZM241 163H242V162H241ZM5 164H6V163H5ZM95 164H96V163H95ZM222 164H223V163H222ZM239 164H240V162H239ZM108 165H109V164H108ZM219 165H220V164H219ZM246 165H247V164H246ZM256 165H257V164H256ZM36 166H37V165H35V167H36ZM103 166H104V165H103ZM1 167H2V166H1ZM24 167H25V166H24ZM95 167H96V166H95ZM220 167H221V166H220ZM223 167H224V166H223ZM245 168H246V167H245ZM248 168H249V167H248ZM262 168H263V167H262ZM5 169H6V168H5ZM14 169H15V168H14ZM221 169H222V168H221ZM1 170H2V169H1ZM9 170H10V168H9ZM209 170H210V169H209ZM225 170H226V169H225ZM227 170H228V169H227ZM244 170H245V169H244ZM244 170H243V171H244ZM4 171H5V170H4ZM10 171H11V170H10ZM6 172H7V171H6ZM38 172H40V170H39ZM244 172H245V171H244ZM244 172H243V173H244ZM263 172H264V171H263ZM4 173H5V172H4ZM183 173H184V172H183ZM230 173H231V171H230ZM243 173H242V174H243ZM5 174H6V173H5ZM262 174H263V173H262ZM181 175H182V174H181ZM231 175H232V174H231ZM232 176H233V175H232ZM239 176H240V175H239ZM242 176H243V175H242ZM262 176H263V175H262ZM36 177H37L38 179H41V180H42V178H41L38 174H36ZM44 177H45V175H44ZM187 177H188V176H187ZM6 178H7V177H6ZM46 178H47V175H46ZM46 178H45V179H46ZM255 178H257V176H255ZM255 178H254V179H255ZM258 179H259V178H258ZM258 179H257V180H258ZM261 179H262V177H261ZM5 180H6V179H5ZM250 180H251V179H250ZM250 180H249V181H250ZM42 181H43V180H42ZM252 181H253V180H252ZM44 182H45V181H44ZM46 182H48V181L46 180ZM50 182H51V181H50ZM246 182H247V181H246ZM250 182H251V181H250ZM259 182H261V181H259ZM263 182H264V181H263ZM5 183H6V181H5ZM27 183H28V182H27ZM51 183H52V182H51ZM32 184H33V182H32ZM3 185H4V184H3ZM252 185H253V184H252ZM252 185H251V186H252ZM262 185H263V183H262ZM60 186H61V185H60ZM243 186H244V185H243ZM246 186H247V185H246ZM248 186L250 187V185H248ZM248 186H247V187H248ZM32 187H33V186H32ZM51 187H53V186H51ZM100 187H101V185H100ZM256 187H257V186H256ZM259 187H260V185H259ZM261 187H262V186H261ZM2 188H3V187H2ZM7 188H9V186H8ZM13 188H14V187H13ZM30 188H31V187H30ZM40 188H41V187H40ZM45 188H46V187H45ZM91 188H92V187H91ZM96 188H97V187H96ZM109 188H110V187H109ZM109 188H105V189H109ZM113 188H114V187H113ZM245 188H246V187H245ZM11 189H12V188H11ZM34 189H35V188H34ZM34 189L32 188V190H34ZM36 189H37V188H36ZM38 189H39V188H38ZM38 189H37V190H38ZM102 189H103V188H102ZM110 189H111V188H110ZM243 189H244V188H243ZM249 189H250V188H249ZM262 189H263V188H262ZM3 190H4V189H3ZM160 190H161V189H160ZM208 190H209V189H208ZM211 190H212V189H211ZM244 190H245V189H244ZM251 190H252V188H251ZM255 190H256V189H255ZM35 191H36V190H35ZM40 191H41V190H40ZM40 191H38V193H40ZM49 191H50V190H49ZM49 191H48V192H49ZM111 191H112V190H111ZM252 191H253V190H252ZM256 191H257V190H256ZM97 192H98V191H97ZM104 192H105V190H104ZM210 192H211V191H210ZM247 192H248V191H247ZM42 193H43V192H42ZM50 193H51V192H50ZM158 193H159V192H158ZM258 193H260V192H258ZM47 194H48V193H47ZM200 194H201V193H200ZM206 194H208V192L204 193V196H207ZM210 194H211V193H210ZM5 195H6V194H5ZM45 195H46V193H45ZM45 195H43V196H45ZM48 195H49V194H48ZM98 195H100V194H98ZM101 195H102V194H101ZM104 195H105V194H104ZM104 195H103V196H104ZM260 195H261V194H260ZM96 196H97V195H96ZM106 196H107V195H106ZM110 196H111V195H110ZM204 196H203V197H204ZM257 196H258V195H257ZM242 197H243V196H242ZM242 197H240V195H239L238 193L234 194V196L232 197L231 204H230V206L228 207V212L226 213V215H225V217H224L225 219H222V220H220V222H219V224L222 226V229H224L223 231H225L224 234L226 233V235H223V234H222V235H223V236H222V235H221V232H220V234H217V233H214V231H213V233H209V232L205 229L206 227L203 225V223H202L201 221H200L199 224H194V226H193V234H192V230L190 231V233L193 235V237H194V234H195V238H197L196 240H197L198 245H199V246H202V248L204 247L209 253H211V252H210V249H213V248H212L213 246L210 245L213 241H210V240H211V239L214 240V239L217 238V239H221V240H223V242H224V243H223L222 250H221L223 253H226V251L228 252L229 249H232V250H230L231 252H232L233 250L236 252V251H238L239 249L243 248V249H245L246 251L248 250V252H247L246 255H244V254L242 255V256H243L242 258H244V256H245L244 261H245L247 264H248V263H250V264H264V240L262 241L263 243L260 244L261 246H257L259 243H261V242H259V243H257V245H256V242H255V241L258 240V239H257L258 235H257V237L254 236V237H256L255 241L253 240L254 237H253V238L250 237V236H251V235H250V234H251V233H250V230H251V229H254V228H252V227H253L252 225H253V223H254V222H253V221H254L253 219H254L255 217H250V216H248V215H251V213H250V208H248L249 206H246V205H245V206H242V205H243V204H241V203H242V202H241V198H242ZM244 197L247 198V196H244ZM244 197H243V198H244ZM251 197H252V196H251ZM254 197H255V195H254ZM262 197H263V196H262ZM43 198H44V197H43ZM160 198H161V197H160ZM179 198H181V197H179ZM208 198H209V197H208ZM258 198H260V197H257L256 200H258ZM41 199H42V198H41ZM202 199H203V198H202ZM205 199L207 200L206 197L204 198V201H205ZM260 199H262V198H260ZM14 200H15V199H14ZM244 200H245V199H244ZM7 201H9V200H7ZM98 201H99V200H98ZM247 201L249 202V199H248ZM247 201H246V202H247ZM263 201H264V200H263ZM66 202H67V201H66ZM90 202H91V201H90ZM177 202H178V201H177ZM248 202H247V204H248V205H251L252 201H251L250 204H249ZM260 202H261V204L264 203V202H262V201H260ZM260 202H259V203H260ZM98 203H99V202H98ZM253 203H254V200H253ZM255 203H256V202H255ZM103 204H104V203H103ZM103 204H102V205H103ZM162 204H163V203H162ZM177 204H179V202H178ZM199 204L201 205V203H199ZM92 205H93V204H92ZM102 205H101V207H102ZM146 205H147V204H146ZM146 205H145V206H146ZM206 205H207V204H206ZM262 205H263V204H262ZM262 205H260V207H261ZM7 206H8V205H7ZM165 206H166V205H165ZM169 206H170V205H169ZM104 207H105V205H104ZM140 207H141V206H140ZM172 207H173V206H172ZM250 207H251V206H250ZM143 208H144V207H143ZM146 208H147V207H146ZM149 208H150V207H149ZM164 208H165V207H164ZM166 208H167V207H166ZM175 208H176V205H175ZM251 208H252V207H251ZM103 209H104V208H103ZM106 209H108V208H106ZM12 210H13V209H12ZM104 210H105V209H104ZM108 210L110 211V209H108ZM141 210H144V209H141ZM170 210H171V208H170ZM177 210L179 211L178 208H177ZM189 210H190V209H189ZM193 210H194V209H193ZM149 211H150V210H149ZM190 211H191V210H190ZM201 211H202V210H201ZM239 211H240V212H239ZM251 211H252V209H251ZM102 212H103V211H102ZM107 212H108V211H107ZM172 212H173V211H172ZM174 212H175V211H174ZM252 212H253V211H252ZM165 213H166V212H165ZM189 213H190V212H188V214H189ZM167 214H168V213H167ZM186 214H187V213H186ZM12 215H13V214H12ZM16 215H17V214H16ZM196 215H197V214H195L194 216H196ZM0 216H1V215H0ZM184 216H185V215H184ZM184 216H183V217H184ZM187 216H188V215H187ZM189 216H190V215H189ZM203 216H204V215H203ZM256 216H257V215H256ZM183 217H182V218H183ZM197 217H198V216H197ZM23 218H24V217H23ZM29 218H30V217H29ZM188 218H191V217H188ZM194 218H195V217H194ZM0 219H1V218H0ZM3 219H4V218H3ZM6 219H7V218H6ZM25 219H26V218H25ZM31 219H32V218H31ZM39 219H40V218H39ZM198 219H199V218H198ZM205 219H206V218H205ZM205 219L203 218V220H205ZM210 219H211V218H210ZM4 220H5V219H4ZM4 220H3V221H4ZM195 220H196V219H195ZM199 220H200V219H199ZM1 221H2V220H1ZM35 221H36V220H35ZM37 221H38V219H37ZM45 221H46V220H45ZM119 221H120V220H119ZM209 221H210V220H209ZM215 221H216V220H215ZM215 221H213V222H215ZM33 222H34V221H33ZM189 222H190V221H189ZM189 222H188V223H189ZM198 222H199V221H198ZM256 222H257V221H256ZM256 222H255V223H256ZM28 223H29V221H28ZM31 223H32V222H31ZM118 223H119V222H115V223H114V226H115V227L117 226V228H120V229H121V227H120L121 224L118 226ZM208 223H209V222H208ZM210 223H211V222H210ZM221 223H222V224H221ZM2 224H3V222H2ZM189 224H190V223H189ZM191 224H192V223H191ZM204 224H206V223L204 222ZM215 224H216V223H215ZM24 225H25V224H23V226H24ZM34 225H35V224H34ZM50 225H51V223H50ZM77 225H78V224H77ZM187 225H188V224H187ZM211 225H212V224H211ZM254 225H255V224H254ZM257 225H258V223H257ZM11 226H12V225H11ZM15 226H16V225H15ZM23 226H22V227H23ZM29 226H30V225H29ZM40 226H41V225H40ZM207 226H208V225H207ZM19 227H20V225H19ZM19 227H18V228H19ZM41 227H45V226H41ZM52 227H53V226H52ZM135 227H136V226H135ZM139 227H140V226H139ZM209 227H210V226H209ZM211 227H213V226H211ZM217 227H218V226H217ZM32 228H33V227H32ZM46 228H47V226H46ZM123 228H124V226H123ZM21 229H22V228H21ZM21 229H20V230H21ZM39 229H40V228H39ZM42 229H43V228H42ZM52 229H53V228H52ZM54 229H55V228H54ZM134 229H135V228H134ZM209 229H210V228H209ZM235 229H237L236 231H238V230L243 231V230H244V231H243V234H244V235L246 234L245 237H247V239H246V241H243L242 238H243V239L245 238V237L243 236L241 239H239V240L242 241V243L240 242V244H239V243L237 242V243L239 244V245H238L236 242H233V245L230 246V244H232V243L229 244V242H228V236H231V237H232V235H233L234 233L236 234ZM37 230H38V229H37ZM56 230H57V229H56ZM116 230H117V229H116ZM217 230H218V229H217ZM217 230H216L215 232H217ZM227 230H228V233H227ZM12 231H13V230H12ZM29 231H30V230H29ZM35 231H36V230H35ZM38 231H39V230H38ZM52 231H53V230H52ZM83 231H84V230H83ZM117 231H118V230H117ZM119 231H120V230H119ZM119 231H118V232H119ZM261 231H262V230H261ZM18 232H19V230H18ZM48 232H49V231H48ZM121 232H122V231H121ZM254 232H255V230H254ZM259 232H260V231H259ZM61 233H63V232H61ZM61 233H60V234H61ZM190 233H189V234H190ZM239 233H240V232H239ZM143 234H145V233H143ZM235 234H234V235H235ZM243 234H242V235H243ZM254 234H255V233H254ZM50 235H51V234H50ZM242 235H241V236H242ZM249 235H250V236H249ZM259 235H260V234H259ZM122 236H124V235H122ZM261 236H263V235H261ZM82 238L85 239V237L83 236V234H82ZM209 238H210V240H209ZM235 238H236V237L233 238L234 241L236 240ZM238 238H239V237H238ZM238 238H237V239H238ZM251 238H252V239H251ZM192 239H193V238H192ZM217 239H216V242H217ZM229 239L232 240V238H229ZM260 239H261V237H260ZM262 239H264V238H262ZM262 239H261V240H262ZM221 240H220V242H222ZM83 241H84V240H83ZM83 241H82V242H83ZM209 241H210V242H209ZM237 241H238V240H237ZM258 241H259V240H258ZM125 242H126V241H125ZM191 242H192V241H191ZM231 242H232V241H231ZM96 243H98V244L96 245V246L98 247L99 242L97 241ZM100 243H102V242H100ZM220 244H221V243H220ZM92 245H93V243H92ZM94 246H95V244H94ZM91 247H93V246H91ZM97 247H96V248H97ZM128 247H129V246H128ZM209 247H210V248H209ZM96 248H94V249H96ZM199 249H200V248H199ZM220 249H221V248H220ZM92 250H93V249H92ZM133 250H134V249H133ZM201 250H202V249H201ZM216 250H217V249H216ZM216 250H215V251H216ZM240 251H241V250H240ZM131 252L133 253V251H131ZM197 252H198V253H201L202 251H201V252H200V251H197ZM197 252H195V253H197ZM195 253H194V254H195ZM205 253L207 254V252H205ZM220 254H221V253H220ZM232 254H233V253H232ZM232 254L230 253V256H231ZM133 255H134V254H133ZM139 255H140V254H139ZM202 255H203V254H202ZM233 255H234V254H233ZM233 255H232V256H233ZM237 255H238V254H237ZM237 255H236V257H237ZM212 256H214V255H213V252H212V253L210 254V256H209L210 259H211V258H214V257H212ZM217 256H218V255H217ZM239 256H240V255H239ZM239 256H238V258H239ZM56 258H57V257H56ZM224 258H225V257H224ZM233 258H234V257H233ZM233 258H232V259H233ZM206 259H207V258H206ZM235 259H237V258H235ZM235 259H234V260H235ZM239 259H240V258H239ZM215 261H216V260H215ZM237 261H239V260H237ZM237 261H235V262H237ZM53 262H54V261H53ZM209 262H210V261H209ZM229 262H230V260H229ZM232 262H233V261H232ZM232 262H231V263H232ZM242 262H243V261H242ZM124 263H125V262H124ZM246 263H245V264H246ZM136 264H137V263H136ZM228 264H229V263H228ZM232 264H233V263H232Z\"/></svg>", "mask_w": 264, "mask_h": 264}]
</instances>
